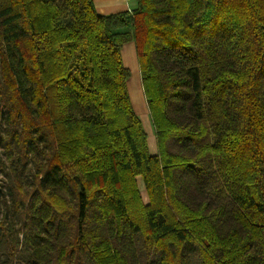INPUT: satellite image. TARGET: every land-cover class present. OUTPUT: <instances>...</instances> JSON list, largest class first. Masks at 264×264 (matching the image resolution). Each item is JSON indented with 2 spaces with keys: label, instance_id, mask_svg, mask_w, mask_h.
<instances>
[{
  "label": "trees",
  "instance_id": "1",
  "mask_svg": "<svg viewBox=\"0 0 264 264\" xmlns=\"http://www.w3.org/2000/svg\"><path fill=\"white\" fill-rule=\"evenodd\" d=\"M0 264H264V0H0Z\"/></svg>",
  "mask_w": 264,
  "mask_h": 264
},
{
  "label": "rangeland",
  "instance_id": "2",
  "mask_svg": "<svg viewBox=\"0 0 264 264\" xmlns=\"http://www.w3.org/2000/svg\"><path fill=\"white\" fill-rule=\"evenodd\" d=\"M134 49L131 47L132 52V62L127 60V53L124 55L123 64L124 66L130 71V78L128 80V90L130 94V98L134 107L136 114L139 116L142 126L147 134V143L151 154H155L156 151V142H155V135L154 130L151 124L149 112L147 109V105L145 102L144 94L141 87L139 69L137 65V61L135 58V53L133 52ZM138 180L139 189L142 195L143 200L147 201V196L143 187V184L140 180Z\"/></svg>",
  "mask_w": 264,
  "mask_h": 264
},
{
  "label": "crops",
  "instance_id": "3",
  "mask_svg": "<svg viewBox=\"0 0 264 264\" xmlns=\"http://www.w3.org/2000/svg\"><path fill=\"white\" fill-rule=\"evenodd\" d=\"M93 2L97 13L100 15H110L115 13L127 12L133 9V7L136 5V0H93ZM131 47H133V43H127L123 46L121 52L123 58L127 53L126 57L129 62L133 61Z\"/></svg>",
  "mask_w": 264,
  "mask_h": 264
}]
</instances>
